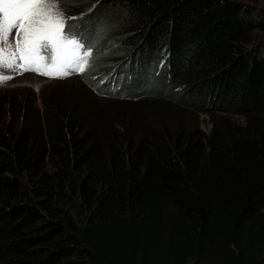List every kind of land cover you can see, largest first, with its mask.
<instances>
[{
    "label": "trees",
    "instance_id": "trees-1",
    "mask_svg": "<svg viewBox=\"0 0 264 264\" xmlns=\"http://www.w3.org/2000/svg\"><path fill=\"white\" fill-rule=\"evenodd\" d=\"M62 2L83 15L79 32L115 38L89 37L106 57L85 76L95 91L106 95L107 70L94 74L107 49L124 44L142 69L169 63L157 96L222 123L150 127L106 147L97 118L49 106L0 130V264H264V11L242 0Z\"/></svg>",
    "mask_w": 264,
    "mask_h": 264
},
{
    "label": "rangeland",
    "instance_id": "rangeland-1",
    "mask_svg": "<svg viewBox=\"0 0 264 264\" xmlns=\"http://www.w3.org/2000/svg\"><path fill=\"white\" fill-rule=\"evenodd\" d=\"M242 1L264 11V0ZM62 6L65 12L69 13L63 2ZM77 15L80 13L72 15L69 13L67 17ZM98 29L99 27L94 30L87 29L89 34H84L85 37L98 39L103 36L107 42L115 40L112 38L110 30L102 33ZM259 35L264 38V33H259ZM116 45L118 46L115 47ZM107 51H110L111 54L108 57L110 62L106 66L107 69H99L94 75L106 70L108 72L113 68L116 69L125 63L133 65L135 69H141L140 66L143 63L141 58L144 56L137 57L138 51L119 43L110 45ZM105 60L106 57L98 58L94 63ZM151 67L155 68L156 66L153 64ZM85 76L86 73L64 81L52 80L49 82L37 76L23 75L10 85L0 88V130L15 133L19 128L31 125L33 116L37 112H40L41 116L49 106L57 110L55 114H64L63 118H66V114L69 117L74 116V113L79 111L92 118H97L90 124L91 127L94 124L97 126L99 137L106 147L111 146V143H121L124 140L126 142L139 141L147 135L150 127H167L172 133L179 128H200L208 133L212 129V121L222 123L221 115L215 118L198 116L187 109L177 108L176 101L159 96L141 101H119L95 94L87 84ZM139 78L145 79L144 77ZM157 86L159 87V84ZM163 88L167 91L165 85ZM231 120L234 124H237L236 121L238 123L242 121V119L236 120V117H232ZM39 130L40 127L35 123V135L39 134Z\"/></svg>",
    "mask_w": 264,
    "mask_h": 264
},
{
    "label": "snow or ice",
    "instance_id": "snow-or-ice-1",
    "mask_svg": "<svg viewBox=\"0 0 264 264\" xmlns=\"http://www.w3.org/2000/svg\"><path fill=\"white\" fill-rule=\"evenodd\" d=\"M80 19L67 17L62 0H0V84L12 79L5 72L84 73L95 44L77 30Z\"/></svg>",
    "mask_w": 264,
    "mask_h": 264
},
{
    "label": "clouds",
    "instance_id": "clouds-1",
    "mask_svg": "<svg viewBox=\"0 0 264 264\" xmlns=\"http://www.w3.org/2000/svg\"><path fill=\"white\" fill-rule=\"evenodd\" d=\"M144 63V61H143ZM153 64L148 65L147 68H140L141 69H135L133 65H130L129 63H125L123 65H119L116 69L113 68L109 70L108 72L114 70V75L112 76V80L114 84L111 86V81L108 83V79L106 80V84L101 85L104 87V90L106 92V95H101L97 91L93 89L91 85L90 89L98 95L108 97V98H114L115 100L117 98H120L123 101H141L146 98L155 97L159 95L161 92L164 93L165 89L163 88V83H161L158 79H163L164 77H168L170 75V72L168 71L170 69L169 63H163L160 62L157 65H155V68H152ZM167 68V71H166ZM108 72H104L103 74H106ZM139 77H144L145 79H140ZM135 81H140L143 83V87L149 86L152 83H155V89H148L145 88L142 91L134 92L132 91V84ZM159 84V87L157 86ZM139 88L136 87V90ZM158 93V94H156Z\"/></svg>",
    "mask_w": 264,
    "mask_h": 264
},
{
    "label": "bare ground",
    "instance_id": "bare-ground-1",
    "mask_svg": "<svg viewBox=\"0 0 264 264\" xmlns=\"http://www.w3.org/2000/svg\"><path fill=\"white\" fill-rule=\"evenodd\" d=\"M57 82V81H56Z\"/></svg>",
    "mask_w": 264,
    "mask_h": 264
}]
</instances>
